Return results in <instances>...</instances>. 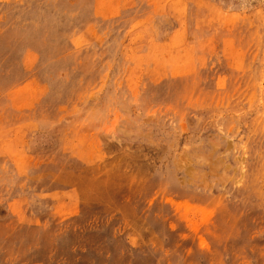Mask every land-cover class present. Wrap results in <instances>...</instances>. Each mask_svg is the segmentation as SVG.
Returning a JSON list of instances; mask_svg holds the SVG:
<instances>
[{
  "label": "rangeland",
  "instance_id": "374dc122",
  "mask_svg": "<svg viewBox=\"0 0 264 264\" xmlns=\"http://www.w3.org/2000/svg\"><path fill=\"white\" fill-rule=\"evenodd\" d=\"M0 264H264V0H0Z\"/></svg>",
  "mask_w": 264,
  "mask_h": 264
}]
</instances>
